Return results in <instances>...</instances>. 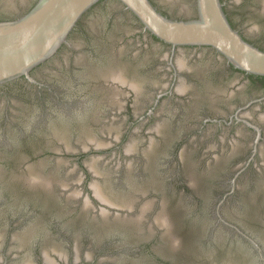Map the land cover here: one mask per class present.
I'll list each match as a JSON object with an SVG mask.
<instances>
[{"label":"flooded vegetation","instance_id":"obj_1","mask_svg":"<svg viewBox=\"0 0 264 264\" xmlns=\"http://www.w3.org/2000/svg\"><path fill=\"white\" fill-rule=\"evenodd\" d=\"M35 1L15 14L3 0L0 17ZM151 1L170 18L194 15L192 4ZM221 2L264 49V0ZM68 41L34 81L0 85V264H264V78L211 48L163 43L112 0ZM115 124L137 148L84 149L90 135L112 138ZM93 179L129 206L102 202Z\"/></svg>","mask_w":264,"mask_h":264},{"label":"water","instance_id":"obj_2","mask_svg":"<svg viewBox=\"0 0 264 264\" xmlns=\"http://www.w3.org/2000/svg\"><path fill=\"white\" fill-rule=\"evenodd\" d=\"M25 1L28 3L30 0H9V5L3 7H9L16 14ZM101 1L104 0H36L24 13L0 20V85L21 78L34 81L32 70L54 57L64 44H69V35L80 19ZM112 1L134 16L145 31L173 48L208 47L235 69L264 77V49L246 40L230 24L221 0H168L176 8L193 5L194 15L186 19L164 15L151 0ZM262 38L260 42L264 43ZM84 149L89 150L90 146H84ZM251 160L252 157L235 173L231 180L233 184ZM96 193L102 202L113 207L125 206L116 202L102 188ZM223 201L220 200L216 206L220 220L219 207ZM252 242L260 250L257 241L252 239Z\"/></svg>","mask_w":264,"mask_h":264},{"label":"rangeland","instance_id":"obj_3","mask_svg":"<svg viewBox=\"0 0 264 264\" xmlns=\"http://www.w3.org/2000/svg\"><path fill=\"white\" fill-rule=\"evenodd\" d=\"M184 59V58H183ZM122 75V74H121ZM122 102V100H121ZM111 130L114 132L112 134V138H100V137H97L96 135H90L92 139H90V141L92 142L93 141V144L95 146H98V145H103V147H101L102 149L105 150V152L109 151L111 149V154L108 156V157H114V154H113V148H115L118 144H120L122 142L123 144V147L125 148V150H130L132 148H137L138 147V144H137V140L133 137L131 139H124L123 140V134H124V128L125 126L122 125V124H115L113 126H111ZM83 146H90V143H87V144H84ZM75 148V146L72 145V143L70 142V144H68V148ZM113 149V150H112ZM115 153V152H114ZM100 158H103V154L100 155H96V156H91L90 159L88 160V167H89V170L90 172H92L93 175H99L101 172H103V168H102V161ZM65 163L66 164H70L72 165L71 168H73L74 166V163L73 161L70 159V158H67L65 157ZM76 171V170H75ZM80 175V172H76L75 173V177H78ZM77 179V178H76ZM80 180L79 184L80 185H77V186H74L73 188L71 187L72 189V192L74 194H77V193H81V189H82V178L81 176H79L78 178ZM68 183V186H69V183L70 181H66L64 184L65 186H67ZM91 185L92 187L94 188V193L97 194L96 192L98 191L99 188H102L104 189V191L111 197L113 198L116 202H119V203H122L123 205H128L126 202L127 201H124L122 199H119L117 198L113 192H111L109 189H106L105 187V184L101 181H99V179H93L91 181ZM129 206V205H128ZM151 206V203H147L145 202L144 203V207L148 208ZM160 217H157V220L161 223H166V217L162 214L159 215ZM212 220V218H211ZM3 253V248L0 249V255H2ZM50 257H53L52 255H50ZM29 259H23L21 262H26L28 261Z\"/></svg>","mask_w":264,"mask_h":264},{"label":"trees","instance_id":"obj_4","mask_svg":"<svg viewBox=\"0 0 264 264\" xmlns=\"http://www.w3.org/2000/svg\"><path fill=\"white\" fill-rule=\"evenodd\" d=\"M101 2H99V3H97L96 5H98V4H100ZM93 7H95V6H93ZM11 18H13V17H11ZM5 19H10V17L9 18H7V17H0V20H5ZM264 78V77H263Z\"/></svg>","mask_w":264,"mask_h":264}]
</instances>
